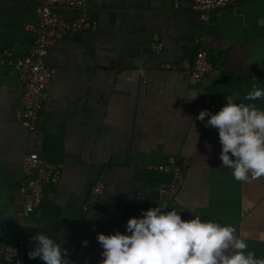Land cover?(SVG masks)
<instances>
[{"label":"crops","instance_id":"0c3cea01","mask_svg":"<svg viewBox=\"0 0 264 264\" xmlns=\"http://www.w3.org/2000/svg\"><path fill=\"white\" fill-rule=\"evenodd\" d=\"M192 4L88 0L96 30L45 48L49 100L31 129L16 119L25 103L13 62L0 65V244L25 240V264H45L28 256L40 231L61 238L73 264L81 262L75 237L87 233L100 264L97 233L123 232L130 216L156 204L183 219L232 224L237 236L247 235V250L264 258V176L236 180L221 165L217 129L196 119L205 108L218 111L225 95L243 100L253 85L264 88V0H231L206 19ZM54 9L66 18L77 13ZM35 22V0H0V50L8 48L12 61L32 46ZM153 34L158 52L150 47ZM197 48L213 69L193 79L181 67ZM254 103L264 108V98ZM27 153L60 164V174L37 210L22 217L20 161ZM171 157L189 162L175 188L171 172L155 168ZM97 180L103 190L85 208Z\"/></svg>","mask_w":264,"mask_h":264},{"label":"clouds","instance_id":"9594fccd","mask_svg":"<svg viewBox=\"0 0 264 264\" xmlns=\"http://www.w3.org/2000/svg\"><path fill=\"white\" fill-rule=\"evenodd\" d=\"M261 98L264 88L253 85L243 100L238 93L225 95L226 103L218 111L205 108L196 116L205 127L217 129L221 165L231 169L236 180L264 176V108L254 103ZM247 240V235L237 236L232 224L201 215L183 219L180 211L168 209L167 204L130 216L123 232L97 233L103 257L100 264H264V258L247 250ZM32 241L30 259L73 264L61 247V238L40 231Z\"/></svg>","mask_w":264,"mask_h":264},{"label":"built area","instance_id":"2783aa9c","mask_svg":"<svg viewBox=\"0 0 264 264\" xmlns=\"http://www.w3.org/2000/svg\"><path fill=\"white\" fill-rule=\"evenodd\" d=\"M230 1L193 0L192 8L201 18L206 19L210 12L226 6ZM172 2L173 8H178L179 0H172ZM59 5L74 8L77 13L66 18L54 9ZM87 6L88 0H35L36 22L33 26L35 37L32 46L24 56L15 61L11 60V51L8 48L0 50V65L13 62L16 79L21 84L25 107L17 112L16 119L23 126L33 128L38 120L41 107L49 100L47 84L52 77V70L45 62V48L58 39H73L79 32L96 30V19L88 14ZM150 47L156 52L161 47L156 34L151 37ZM164 66L171 67L170 64H164ZM212 69L213 65L204 50L197 48L190 61H182L181 72L193 79H199ZM139 72L145 80V70L139 68ZM188 163V160L184 158L177 162L171 157L168 163L159 164L155 168L171 172L170 186L175 188L181 185ZM20 169L22 179L19 186L21 194L19 215L23 217L37 210L45 195L49 193L45 188L57 182L60 164L27 153L20 161ZM102 190L103 184L97 180L89 191L85 208L94 204ZM74 244L76 254L81 260L80 264H99L91 256V238L87 233L76 236ZM28 249L29 244L22 239L15 243H1L0 258L7 264H25V254Z\"/></svg>","mask_w":264,"mask_h":264}]
</instances>
